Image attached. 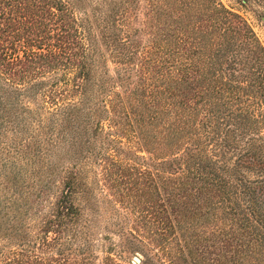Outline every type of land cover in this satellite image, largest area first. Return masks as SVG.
Here are the masks:
<instances>
[{
	"label": "trees",
	"instance_id": "trees-1",
	"mask_svg": "<svg viewBox=\"0 0 264 264\" xmlns=\"http://www.w3.org/2000/svg\"><path fill=\"white\" fill-rule=\"evenodd\" d=\"M0 90L31 94L79 162L59 171L38 230L0 247V264H95L94 183L80 162L90 135L117 200L154 195L153 215L135 220L156 245L175 241L204 263L211 237L222 247L209 264H264V47L238 12L219 0H0ZM126 135L155 161L113 158L131 151ZM223 199L243 247L219 238ZM121 227L137 238L136 223ZM149 254L187 264L181 248ZM100 264L120 263L107 252Z\"/></svg>",
	"mask_w": 264,
	"mask_h": 264
},
{
	"label": "rangeland",
	"instance_id": "rangeland-1",
	"mask_svg": "<svg viewBox=\"0 0 264 264\" xmlns=\"http://www.w3.org/2000/svg\"><path fill=\"white\" fill-rule=\"evenodd\" d=\"M219 1L245 18L259 43L264 47V0ZM135 13L138 14V11ZM133 23L136 24V22ZM113 66L112 62L107 61L109 73H112ZM30 96L31 94L20 91L0 90V247H16L18 237L23 236L26 231L31 234L38 230L37 224L46 208L45 205L56 189L59 171L79 163H77V152L74 150L75 144L67 135L68 132L65 136L62 133L55 134L49 123L50 117L44 107L33 102ZM107 128V132L114 133V130ZM260 130L264 134V126ZM111 137L113 138L112 135ZM119 139L130 145L131 151L126 153L128 157L124 154L125 152L114 153L110 150L109 153H112L113 158L120 160L122 166L128 167L130 163L134 162L141 169L144 167L143 164L147 165L146 161H155V159H144L148 153L140 148L135 136L126 135ZM85 141L91 142L86 147L85 156L80 162H83L86 181L94 183L95 200L93 202L95 201L96 218L91 235L94 263L100 264L105 253L110 252L120 264H154V260L149 254L152 250L159 251L160 248H170L176 252L181 248L184 251L187 264H196L199 256L197 258L195 254L189 257L187 255L189 247H176L178 245L175 241L173 247L167 245L168 241H164L168 247H161L149 238L150 233L146 230L147 226L141 224L142 227H140V223L135 220V217L140 216L141 219L145 215H153L145 208L150 207L149 203H153L154 195L149 202L144 201L147 199L145 195L136 203L129 201L128 198H124L125 201L117 200L119 195L109 178V166L103 169L101 166L103 160L98 159L100 153H103V144L99 143V138L94 141L91 135ZM132 152L137 155V158ZM227 201V199L220 201L223 206L222 209H219L221 213H219V220L216 221L219 225V238L223 241L230 238L231 246L229 248L243 247V244L238 243L241 239L248 238V234L240 231L237 222L230 218V213L222 212ZM146 217L152 219L151 216ZM115 221L117 224H114ZM118 223L122 224L121 229L124 231L127 227L135 228L136 223L135 232L138 239L134 237L125 239L118 235L116 231ZM212 225L210 222L205 225L207 228L204 231L205 234L208 233V228ZM198 228L199 226L196 227V229ZM175 234H178L176 230ZM211 240L210 237L208 246L203 247L205 252L202 254H204L203 257H208V262L214 263L217 261L215 251H219V247L222 246L211 244ZM120 241L123 242L120 244L122 247L118 246ZM35 246L37 247L38 243ZM193 248L199 247H191V249ZM117 251H121L122 254H117ZM133 255H137L139 261H135ZM175 260L180 261L181 259L175 258ZM223 260L219 254L221 264H223ZM164 261L166 260L164 259ZM199 261L197 264H209L208 262L203 263L201 259ZM166 263L169 262L166 261Z\"/></svg>",
	"mask_w": 264,
	"mask_h": 264
},
{
	"label": "water",
	"instance_id": "water-1",
	"mask_svg": "<svg viewBox=\"0 0 264 264\" xmlns=\"http://www.w3.org/2000/svg\"><path fill=\"white\" fill-rule=\"evenodd\" d=\"M133 259H134L135 261H139V257H138L137 255H133Z\"/></svg>",
	"mask_w": 264,
	"mask_h": 264
}]
</instances>
